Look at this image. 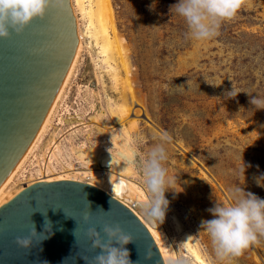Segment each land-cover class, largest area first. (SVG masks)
Listing matches in <instances>:
<instances>
[{
  "label": "rangeland",
  "instance_id": "374dc122",
  "mask_svg": "<svg viewBox=\"0 0 264 264\" xmlns=\"http://www.w3.org/2000/svg\"><path fill=\"white\" fill-rule=\"evenodd\" d=\"M177 2L110 0L130 65L133 96L124 94L130 101L127 111L114 121L108 107L120 104L122 88L111 82L90 43V51H81L80 66L56 114L59 119H53L44 139L54 130V141L66 154L60 170L88 171L95 166L77 157L78 152L90 147L113 150L112 135L128 133L136 153L129 180L142 206L148 194L140 165L162 133H170L165 167L173 188L165 192L170 203L163 223L155 222L166 237L170 261L190 263L185 235L209 264H264V237L241 256L221 262L201 227L203 220L213 218L209 209L216 202L233 203L232 188L240 186L264 198V109L251 105L249 95L264 97V0H246L209 40L186 36V22L171 9ZM233 86L240 92L225 99Z\"/></svg>",
  "mask_w": 264,
  "mask_h": 264
},
{
  "label": "water",
  "instance_id": "95a60500",
  "mask_svg": "<svg viewBox=\"0 0 264 264\" xmlns=\"http://www.w3.org/2000/svg\"><path fill=\"white\" fill-rule=\"evenodd\" d=\"M76 45L69 0L63 11L50 8L24 32L0 37V187L42 126ZM105 224L132 236L124 246L132 264H164L131 208L94 184L69 178L25 184L0 205V264H88L102 251L92 248L88 231L95 227L104 236ZM17 237H29L31 246L21 247Z\"/></svg>",
  "mask_w": 264,
  "mask_h": 264
},
{
  "label": "clouds",
  "instance_id": "9594fccd",
  "mask_svg": "<svg viewBox=\"0 0 264 264\" xmlns=\"http://www.w3.org/2000/svg\"><path fill=\"white\" fill-rule=\"evenodd\" d=\"M65 4L66 0H0V37L9 38L12 32H24L35 18L43 19L50 8L63 11ZM245 4L246 0H178L171 9L174 8L175 13L186 22L189 30L187 37L209 40L217 37L222 23L234 19ZM239 92L233 86L230 91H226L225 99L235 98ZM249 95L251 105L256 109H264V97ZM172 140L170 133H162L160 142L149 149L140 165L148 194L142 208L146 218L153 222L163 223L170 203L165 192L173 188V179L168 176L165 164L169 158L166 145ZM125 148L127 151L121 153L122 157L129 163L134 162L132 158L135 150L130 143ZM240 171L244 174L245 167ZM230 194L233 203L224 205L216 202L209 209L213 218L201 222L215 257L221 262L241 256L245 250L259 245L264 237V198L245 192L240 186L230 189ZM85 219H88L87 215ZM101 231L104 236L95 227L88 231L92 248L102 250L90 261L84 258L88 264H132L129 251L124 247L133 240L132 236L119 225L105 224ZM16 242L24 248L31 246L29 237H17ZM151 257L152 252L149 250L146 258ZM170 264L184 262L176 260L170 261Z\"/></svg>",
  "mask_w": 264,
  "mask_h": 264
},
{
  "label": "bare ground",
  "instance_id": "6f19581e",
  "mask_svg": "<svg viewBox=\"0 0 264 264\" xmlns=\"http://www.w3.org/2000/svg\"><path fill=\"white\" fill-rule=\"evenodd\" d=\"M69 3L75 19L77 34L75 54L36 137L0 187V205L17 193L23 185H28L34 181H49L62 178L87 181L109 192L131 208L147 227L158 248L163 263L170 264V259L167 255L168 246L166 237L160 234L158 230L159 226L155 222L150 221L144 216L143 208L136 201L137 195L132 182L129 180V176L134 172L135 156L132 158L134 162L129 163L121 155L122 152L127 151L125 145L131 144L128 131H124L127 134L112 135L111 146L113 150L102 147H90L80 151V154L78 152L77 157L84 156L87 162L95 166L92 170L88 171L75 169L60 170L59 167L61 165L59 166V164L61 160H64L66 154L64 155L62 145L54 141V130L46 140L44 139L45 134L50 130L49 128H52V121L63 103L66 91L68 90L67 86L78 69L81 51L83 47H86L90 51V43L95 46L97 55L100 56V60L105 64L111 82L113 81L115 85L120 84L122 88L120 104H114V108L108 107L111 110L114 121L123 117L125 111H127L126 108H128L130 101L127 102L124 94L127 93L131 98L133 96L129 60L124 51L125 48L123 49L122 40L113 19L114 11L112 12L110 0H69ZM96 77L98 80L100 79L98 71L96 72ZM97 165H108L109 168L101 171L99 168H96ZM134 206L142 210V214L138 213L134 209ZM174 215L172 216V223H174L176 229H179V223ZM183 240V245L186 248L187 246L191 248L189 251L192 253V259L189 264H209L208 259L206 260V257L199 253L190 239L183 235Z\"/></svg>",
  "mask_w": 264,
  "mask_h": 264
}]
</instances>
